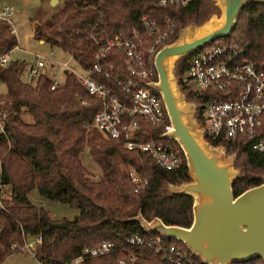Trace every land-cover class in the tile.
Here are the masks:
<instances>
[{
    "label": "trees",
    "instance_id": "obj_1",
    "mask_svg": "<svg viewBox=\"0 0 264 264\" xmlns=\"http://www.w3.org/2000/svg\"><path fill=\"white\" fill-rule=\"evenodd\" d=\"M158 0H63V7L43 25H35L32 38L71 54L83 66L91 64L98 45L94 43L105 33L111 38L141 33L139 18L159 21L168 17L175 26L171 42L178 30L195 19L204 8V0H188L185 4H157ZM198 23V22H195ZM144 45L149 38H143ZM217 42L245 46L248 59L264 71V4L246 2L225 38ZM16 39L9 32V22L0 20V54L12 49ZM179 58L173 74L179 79L189 57L208 46ZM102 61L123 73V54L115 48L104 52ZM24 61L9 60L0 66V101L5 110V136H0V262L11 252V244L21 245L33 235L41 241L33 248L32 258L39 264H65L83 247L101 241L122 245L123 239L137 232L144 237H160L188 253L184 245L157 232H144L138 223L126 221L139 213L146 221L158 218L164 225L188 227L191 222L190 196L172 194L167 185L189 180L181 156L179 166L162 169L146 153L127 150L120 140L106 139L90 127L94 112L101 108L69 73L63 83L50 89L51 79L43 73L22 79ZM187 102L196 104L194 120L200 123L201 105L198 97L178 86ZM84 101L85 103H82ZM137 142L174 141L160 138L158 127L135 117ZM221 145L235 153L234 168L239 171L231 185L232 196L261 183L264 155L251 152L248 143ZM87 147L90 158L100 170L92 178L78 158ZM181 155V153H180ZM147 177L145 188L133 192L128 171ZM49 201L65 204L77 211L71 220L53 219L41 205L27 197L30 190ZM134 264H159L145 249L133 250ZM116 256L85 260L83 264H115ZM263 264L259 258L242 263Z\"/></svg>",
    "mask_w": 264,
    "mask_h": 264
},
{
    "label": "built area",
    "instance_id": "obj_2",
    "mask_svg": "<svg viewBox=\"0 0 264 264\" xmlns=\"http://www.w3.org/2000/svg\"><path fill=\"white\" fill-rule=\"evenodd\" d=\"M187 1L158 0L157 4L183 5ZM15 10L4 6L0 10V20L8 21L7 18ZM139 22L141 33L135 32L123 38H111L105 33L97 40L94 38L99 47L88 66L81 65L71 54L50 46L47 55H35L33 62L25 65L24 72L28 77H37L46 73V68L51 71L57 66L61 73L65 70L66 74H71L86 93L100 103L101 108L91 117L90 127L106 139L120 140L127 150L146 153L162 169L169 171L181 162L183 155L179 147L161 141L137 142L133 140V135L137 127L135 117L158 127L159 137L170 129L159 93L149 88L147 83L154 82L156 78L153 56L173 36L175 26L168 17L156 21L141 15ZM9 32L14 35L10 24ZM143 38H149V43L144 45ZM16 48L15 44L12 49L0 54V66L10 60ZM110 48L123 54V73L116 72L111 64L101 60L103 53ZM55 51L61 55L58 60L54 59ZM61 75V79L50 78V89L63 83L65 74ZM176 84L198 97L201 112L197 125L210 147L221 146L212 143L237 146L245 141L251 152L264 155V71L254 67L243 44L213 41L212 45L189 57L186 70L176 79ZM5 119L6 113L0 101L1 137L5 136ZM128 178L133 192H141L145 188V175L130 169ZM40 241L39 235H33L19 246L11 244L10 249H20L32 257L33 248ZM139 248L145 249L159 264H198L188 253L162 238L144 237L137 232L128 234L122 245L101 241L83 247L65 264H83L85 260L112 255L116 256L115 264H134L138 255L133 250Z\"/></svg>",
    "mask_w": 264,
    "mask_h": 264
},
{
    "label": "water",
    "instance_id": "obj_3",
    "mask_svg": "<svg viewBox=\"0 0 264 264\" xmlns=\"http://www.w3.org/2000/svg\"><path fill=\"white\" fill-rule=\"evenodd\" d=\"M214 1L220 10L218 18L179 29L171 42L155 52L156 78L147 83L159 93L169 120V131L160 137L174 141L183 155L189 180L167 186L172 194L191 197V222L188 227L164 225L156 217L146 221L139 213L126 221L138 223L144 232L155 231L180 241L204 264L242 263L256 258L264 264V173L260 184L232 196L231 185L237 174L232 168L234 154L225 157L223 147H210L203 139L193 118L195 104L185 101L173 74L179 58L227 37L244 3L264 4V0Z\"/></svg>",
    "mask_w": 264,
    "mask_h": 264
},
{
    "label": "rangeland",
    "instance_id": "obj_4",
    "mask_svg": "<svg viewBox=\"0 0 264 264\" xmlns=\"http://www.w3.org/2000/svg\"><path fill=\"white\" fill-rule=\"evenodd\" d=\"M4 6L10 7L13 10L16 9L7 18L10 26L14 30V37L16 39V46H17V48L12 51L10 59L17 61H24L26 65H29L33 62V57L35 55H41V56L47 55L50 46L46 43H39L38 40L32 38L33 27L35 25L45 24L53 14H55L63 7V0H56V2L52 5L50 4V0H0V10H2ZM219 15H220V10L215 6V1L204 0V8L201 11V13L195 19H193L191 22L187 23L181 28H185L189 24H193L196 26L200 25L211 17L218 18ZM60 58L61 55L57 51H55L54 59L58 60ZM46 74L49 75L50 78L51 77H57V79L62 78L61 70L57 66H54L51 71L49 70V68H46ZM22 79L23 80L28 79V76L25 72H23L22 74ZM3 90L4 87L2 84H0V91L2 92ZM231 154H234V159H235V153L233 151L231 152V150H226L224 148L225 157H228ZM78 158L80 160L81 165L86 169L87 172H89L92 178L95 179L100 175V170L98 166L95 164V162L90 158L87 147H84L82 149ZM232 168L233 170L237 171V174L239 173V171L234 168V160H233ZM27 197L29 201L34 205H41L48 212L50 217L53 219L65 218L71 220L73 216H75L77 213L75 209L69 208L65 204L52 202L40 197L35 189L30 190L27 194ZM0 264H39V263H37L27 252L20 251L19 249L17 251L11 252L10 254L6 255L2 259Z\"/></svg>",
    "mask_w": 264,
    "mask_h": 264
},
{
    "label": "crops",
    "instance_id": "obj_5",
    "mask_svg": "<svg viewBox=\"0 0 264 264\" xmlns=\"http://www.w3.org/2000/svg\"><path fill=\"white\" fill-rule=\"evenodd\" d=\"M50 1H51V0H50ZM55 2H56V0H54V2H52V3H50V4L52 5V4H54ZM39 43H43V42H40V41H39Z\"/></svg>",
    "mask_w": 264,
    "mask_h": 264
}]
</instances>
